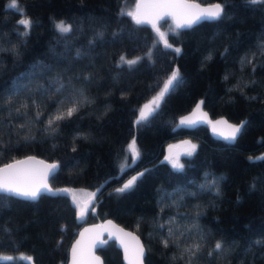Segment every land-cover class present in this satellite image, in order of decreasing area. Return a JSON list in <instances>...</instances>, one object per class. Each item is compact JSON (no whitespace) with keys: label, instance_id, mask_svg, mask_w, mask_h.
Masks as SVG:
<instances>
[{"label":"trees","instance_id":"1","mask_svg":"<svg viewBox=\"0 0 264 264\" xmlns=\"http://www.w3.org/2000/svg\"><path fill=\"white\" fill-rule=\"evenodd\" d=\"M135 1L18 0L22 15L0 0V165L44 156L59 166L50 185L69 187L35 200L0 192V254L24 253L0 264H65L79 227L109 216L142 237L145 264H264V2L198 0L220 1L224 14L175 31L166 17L161 39L122 14ZM57 20L72 31L59 33ZM122 56L141 59L129 68ZM174 70L177 82L138 124ZM198 99L213 116L244 118L232 144L204 124L174 129ZM74 103L51 131L49 119ZM182 135L197 147L176 169L160 159ZM138 170L133 186L116 192ZM76 188L99 189L82 218ZM99 252L105 264H124L113 240Z\"/></svg>","mask_w":264,"mask_h":264},{"label":"water","instance_id":"2","mask_svg":"<svg viewBox=\"0 0 264 264\" xmlns=\"http://www.w3.org/2000/svg\"><path fill=\"white\" fill-rule=\"evenodd\" d=\"M182 3L184 6L176 9V11H178V13L180 14L186 15L198 11V9L187 7V5L198 4L200 8H210L215 4H220V1H215L211 3L210 2L202 3L198 0H182ZM134 4L135 6L133 7V12L136 13L138 11L139 15L148 21L154 22V17L162 10L161 8L155 6V0H136ZM138 4H140L139 10L137 9ZM168 18L172 20V23H175V20L172 17H168ZM147 24L152 25V23L149 22H147ZM150 101L151 100L146 101L145 104L149 103ZM197 104L201 105L199 109L196 108ZM184 117H189L191 119L197 120V123L193 125L181 124L180 121ZM220 120H225L228 122V124L231 125H239L241 124V122H244V118L241 119L239 122H236L233 120H229L223 114H220L218 116H213L205 109L202 100L198 99V101L194 104V106H192L191 109L188 110V112L178 115L174 129H179V127H183L184 129L189 130V129H194L197 126H200V124H204L206 127L209 128L208 129L209 132L214 137H216L218 140L221 139L224 140L217 133L213 132V125L215 124L216 121H220ZM215 126L219 131H224V132L228 131L227 125L220 124ZM238 137L239 136H237L236 138ZM190 140L191 138L183 137L179 140V142H177V146H174L172 144L166 145L164 148L165 152L163 153L160 160L164 162H168V160H166L165 157H169L171 153L175 151L174 150L175 148H178L179 145L181 144H186L185 142H190ZM234 141H226V142L232 144V142ZM20 161H23L24 163L18 164L17 162ZM6 165H16L15 168L8 171L21 174L22 176L20 181L21 187H30L38 183H47L50 189L56 190V193L58 192L66 193L69 191V187L66 186L65 187L57 186L54 188L50 185L49 180L52 178L56 170L59 168L58 162L55 160L50 161L44 156L41 157V156H37V154L32 153L28 155L24 154L20 158L11 159V161L8 162H3L0 165V169H4ZM49 165H56V167L50 172V174L45 179L44 174L46 171V166ZM140 173H142L141 170H138V172L128 175V177L123 182H121V184L124 185L132 177L138 176V174ZM98 191L99 189L97 191L92 192L91 194L88 195L87 199L83 201L82 204L83 208L80 209V211L84 210V214L88 211L89 208H91V204H93L95 198H97ZM45 193L52 195L47 191L42 192L41 194H45ZM18 198L24 199L22 197H18ZM80 211L78 212V217L82 218L84 214L79 215ZM110 240H113L115 242V246L120 249L121 258H123L122 261L124 264H145L144 256L147 247L144 245L142 237L138 235L136 230L132 228L130 229L124 226L123 224L118 223L116 220H114V217L112 216H109L107 218H102L96 222L88 221V223H85L79 227V230L77 231L74 240L70 242L68 249L69 250L68 257H67L68 261L65 264H73L72 250L74 246L77 249L78 264H105L104 259L99 251H100V247H102L106 241H110ZM140 247H143L144 249V256L141 257L139 260H137L138 250ZM28 258L26 261L30 262L31 264H34L32 262V259L29 260Z\"/></svg>","mask_w":264,"mask_h":264},{"label":"snow or ice","instance_id":"3","mask_svg":"<svg viewBox=\"0 0 264 264\" xmlns=\"http://www.w3.org/2000/svg\"><path fill=\"white\" fill-rule=\"evenodd\" d=\"M250 3H258V2H264V0H249ZM9 8L17 11L19 14L24 15L22 11L19 9L18 0H10L9 4L7 5ZM155 6L161 8L162 10L154 17L153 21H148L145 18L141 17L138 13L128 11L126 13L123 12L122 14H125L129 17H131L137 25L143 24L145 22L152 23V26L156 29V31L159 33V36L161 39H164L165 33L159 32V28L157 27V23L164 21L166 17H172L175 20V29H182V28H190L202 20H215L219 19L224 14V5L221 4H215L211 6L210 8H200L198 4H192L187 5V7L198 9V11L191 13V14H180L176 9L184 6L182 3V0H155ZM140 4L137 5V9L139 10ZM32 20L31 19H21L18 21V24L23 25L26 29H30L32 26ZM56 30L61 34L70 33L72 31V27L70 25H67L64 23V21H59L55 24ZM165 44L167 45V41L165 40ZM175 51L179 53L181 50L179 48H176ZM141 58H136L132 60H128L125 57H121V63L127 64L129 68H131L133 65L137 64ZM179 78V71L174 70L171 75L167 78V80L164 82L163 88L160 90V92L152 98V100L143 105V107L139 110V116L137 119V123L145 122L149 119V117L155 113V111L159 108L161 101L164 99L165 95L172 89V87L175 85ZM200 104L196 105V108H200ZM77 110V105L74 103L72 107H69L66 112L60 111L59 114L53 116L48 121V126L51 131H55L54 123L55 121H59L64 119L66 116L71 117L73 113ZM181 124H187V125H193L197 123V120L191 119L189 117H184L180 121ZM227 125V132L219 131L215 125ZM244 125V122H241L239 125H231L228 124L225 120L216 121L213 125V132L217 133L219 136H221L226 141H234L238 134L240 133L242 127ZM188 147L185 149V154L188 156H191L195 150L196 145L191 144L190 142H185ZM129 150L132 152V160L135 161L139 157V152L135 147V141L133 140L132 143L129 144ZM171 148V146H170ZM31 159V158H30ZM166 160H169L172 164L173 168L181 169L183 168V164L179 162V157H165ZM261 159H264L262 157ZM18 164L24 163L23 161L17 162ZM16 165H6L4 169H0V192L9 193L18 197H22L25 199L35 200L42 192H49L52 195H56V190H52L48 187L47 183H38L30 187H21L20 181H21V174L20 173H13L8 170H11L15 168ZM56 165H49L46 166L45 171V179L50 174V172L55 169ZM143 175L142 173L138 174V176ZM138 176L132 177L127 183L123 185V187L116 189V192H124L127 189L131 188L135 181L137 180ZM214 183V182H213ZM84 210H81L79 215H83ZM165 246H167V241L165 242ZM222 244L221 242H217L215 245V249L217 251L222 250ZM199 250V245L193 246V248L187 249V251H191L192 255H195L196 252ZM73 254V264H78L77 261V249L74 246L72 250ZM211 255V253H209ZM144 256V249L143 247H140L138 250V256L137 260H139L141 257ZM31 260V258H28Z\"/></svg>","mask_w":264,"mask_h":264},{"label":"rangeland","instance_id":"4","mask_svg":"<svg viewBox=\"0 0 264 264\" xmlns=\"http://www.w3.org/2000/svg\"><path fill=\"white\" fill-rule=\"evenodd\" d=\"M59 21H61V20H57V21L55 22V24H56L57 22H59ZM65 24H66V23H65ZM67 25H69V23H67ZM183 137L186 138V137H188V136H184V135H182V136H180L179 138H177L176 140L170 141L169 144H172V145H174V146H177V142H179V140H180L181 138H183ZM190 143L196 145V141H195V140H191ZM187 147H188L187 144H181V145H179V147L176 148L175 151H174L170 156H172V157H176V156H178V157H179V162H180L181 164H183L184 160H182V156H183V155H186V154H185V149H186ZM168 164L172 166V164H171V162H170L169 160H168ZM125 165H128V162H126V160L123 159L122 162H121V166H122V168H123ZM75 190H76V191L70 192V193H71V197H72V201H73L75 204L78 203V206H79L80 208H82L83 201H84L85 199H87L88 195L91 194V192L88 191V190L86 191L85 189H81V188H76ZM23 254H24V253H21V252H18V253H16V254L2 253V254H0V259H6V258H8V257H10V259H12V258H15L16 256H21V257H23V256H24Z\"/></svg>","mask_w":264,"mask_h":264},{"label":"bare ground","instance_id":"5","mask_svg":"<svg viewBox=\"0 0 264 264\" xmlns=\"http://www.w3.org/2000/svg\"><path fill=\"white\" fill-rule=\"evenodd\" d=\"M168 145H169V144H168ZM175 149H176V148H175ZM175 149H174V150H175ZM172 153H173V152H172ZM172 153H171V154H172Z\"/></svg>","mask_w":264,"mask_h":264}]
</instances>
